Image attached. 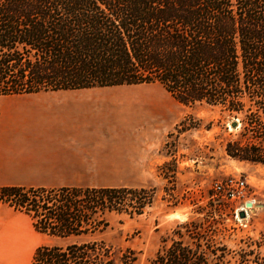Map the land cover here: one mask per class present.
<instances>
[{
    "label": "trees",
    "instance_id": "obj_1",
    "mask_svg": "<svg viewBox=\"0 0 264 264\" xmlns=\"http://www.w3.org/2000/svg\"><path fill=\"white\" fill-rule=\"evenodd\" d=\"M141 83L245 113L226 154L264 164V0H0V95ZM153 200L145 187L0 188V202L37 231L76 237L39 247L31 264H135L136 250L94 236L106 211L134 217ZM231 228L223 218L180 223L147 264H264L250 248L264 243L236 250L222 240Z\"/></svg>",
    "mask_w": 264,
    "mask_h": 264
},
{
    "label": "crops",
    "instance_id": "obj_2",
    "mask_svg": "<svg viewBox=\"0 0 264 264\" xmlns=\"http://www.w3.org/2000/svg\"><path fill=\"white\" fill-rule=\"evenodd\" d=\"M145 84L0 95V188L132 187L174 120L170 95ZM45 235L0 202V264H22Z\"/></svg>",
    "mask_w": 264,
    "mask_h": 264
},
{
    "label": "rangeland",
    "instance_id": "obj_3",
    "mask_svg": "<svg viewBox=\"0 0 264 264\" xmlns=\"http://www.w3.org/2000/svg\"><path fill=\"white\" fill-rule=\"evenodd\" d=\"M142 87L170 95L174 107L173 122L158 130V164L153 165L149 174L132 177L131 181L133 188H153L154 200L143 214L134 217L106 211V231L94 237L136 250L135 264H147L164 237L178 224L195 218H223L232 228L220 232V237L233 249L247 248L250 238L264 243V164L235 160L225 151L228 140L240 137L245 113L236 116L219 105L206 103L182 104L160 83ZM183 121H194L195 127L187 129L181 124ZM234 122L237 126H233ZM164 163L167 165L163 166ZM230 178L245 181L242 195L229 196L216 190V185L226 187ZM247 202H252V207H247ZM243 210H247L246 217L241 216ZM74 239L61 240L46 234L41 244L30 250L27 259L16 256L15 262L31 264L39 247ZM250 248L264 255V244L260 248L252 244Z\"/></svg>",
    "mask_w": 264,
    "mask_h": 264
},
{
    "label": "built area",
    "instance_id": "obj_4",
    "mask_svg": "<svg viewBox=\"0 0 264 264\" xmlns=\"http://www.w3.org/2000/svg\"><path fill=\"white\" fill-rule=\"evenodd\" d=\"M226 187H223L222 185H216V190L218 191H224L229 196H240L244 192L245 188V181L242 179H235L230 178L225 183Z\"/></svg>",
    "mask_w": 264,
    "mask_h": 264
},
{
    "label": "water",
    "instance_id": "obj_5",
    "mask_svg": "<svg viewBox=\"0 0 264 264\" xmlns=\"http://www.w3.org/2000/svg\"><path fill=\"white\" fill-rule=\"evenodd\" d=\"M233 126H237V123L234 122V123H233ZM252 205H253L252 202H247V203H246V206H247V207H252ZM246 215H247V214H246V211L243 210V211L241 212V216H242V217H246Z\"/></svg>",
    "mask_w": 264,
    "mask_h": 264
},
{
    "label": "bare ground",
    "instance_id": "obj_6",
    "mask_svg": "<svg viewBox=\"0 0 264 264\" xmlns=\"http://www.w3.org/2000/svg\"><path fill=\"white\" fill-rule=\"evenodd\" d=\"M247 211V210H246ZM248 215V214H247Z\"/></svg>",
    "mask_w": 264,
    "mask_h": 264
}]
</instances>
